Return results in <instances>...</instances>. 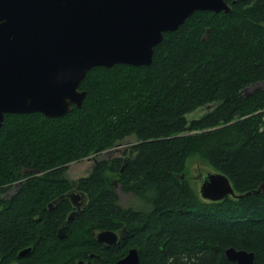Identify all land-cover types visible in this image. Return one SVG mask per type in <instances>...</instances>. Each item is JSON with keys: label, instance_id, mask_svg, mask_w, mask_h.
Instances as JSON below:
<instances>
[{"label": "trees", "instance_id": "16d2710c", "mask_svg": "<svg viewBox=\"0 0 264 264\" xmlns=\"http://www.w3.org/2000/svg\"><path fill=\"white\" fill-rule=\"evenodd\" d=\"M225 1L232 13L197 12L165 34L150 66L90 71L81 109L53 120L5 116L0 264H117L133 248L140 264H234L225 255L230 248L264 264V195L211 203L186 178L187 160L198 155L237 195L264 183V89L247 93L264 83V0ZM200 109L207 111L190 120ZM128 138L137 144L125 166L130 152L68 178L70 164L102 157ZM117 186L136 207L121 206ZM74 189L88 204L68 223L71 203L49 204ZM101 231L125 238L106 248L96 241Z\"/></svg>", "mask_w": 264, "mask_h": 264}, {"label": "water", "instance_id": "95a60500", "mask_svg": "<svg viewBox=\"0 0 264 264\" xmlns=\"http://www.w3.org/2000/svg\"><path fill=\"white\" fill-rule=\"evenodd\" d=\"M197 12L230 14L232 7L225 0H0V129L6 115L40 114L53 120L81 109L87 92L80 88L90 71L150 66L164 35L178 31ZM132 156L133 149L123 166ZM21 186L19 182L14 188ZM259 194L264 195V183L237 195L219 172L203 177L200 189L201 198L211 203ZM63 201L73 206L67 219L71 223L87 206L88 197L70 191L49 209ZM95 236L106 248L125 238L112 231ZM58 237H67L66 227ZM225 255L234 264H255L254 253L230 248ZM117 264H140L138 250L130 249Z\"/></svg>", "mask_w": 264, "mask_h": 264}, {"label": "rangeland", "instance_id": "374dc122", "mask_svg": "<svg viewBox=\"0 0 264 264\" xmlns=\"http://www.w3.org/2000/svg\"><path fill=\"white\" fill-rule=\"evenodd\" d=\"M258 88L264 89V83L258 84L248 89L247 93L248 94L252 93ZM206 111H207L206 109H200L199 111L190 115L189 119L190 120L197 119L203 116L206 113ZM136 144H137V141L135 138H128L124 140L123 142L119 143L115 149L103 155L102 157L94 156L92 158H87L80 162H74L70 164L69 169L67 171V176L69 179L73 181L79 180L80 178H84L89 174L90 170L94 166V163H96L95 161H98L101 158L109 159V158L115 157L116 155H120V154L122 156H125L126 154L127 156V154H129L130 152L131 147H133V145H136ZM212 173H214V170L212 169V167L198 155L191 156L186 162V175H187L186 178L189 181L193 190L199 196H200V188L202 185L203 177L207 176L208 174H212ZM183 177L185 178V175ZM113 180H115V178H113ZM116 192L119 196L120 204L122 207L124 208L136 207L135 205L137 201L134 199L132 195L124 193L119 186L116 187ZM14 193H15V189L7 192L6 196L12 198Z\"/></svg>", "mask_w": 264, "mask_h": 264}, {"label": "flooded vegetation", "instance_id": "af4514ba", "mask_svg": "<svg viewBox=\"0 0 264 264\" xmlns=\"http://www.w3.org/2000/svg\"><path fill=\"white\" fill-rule=\"evenodd\" d=\"M95 164H96V163H94V166L92 167V169L90 170V172H91V171L93 170V168L95 167ZM90 172H89V173H90ZM76 181H77V180H76ZM14 189H15V188H14V186H13V188H12L10 191H12V190H14ZM17 191H18V189H17V190L15 189V193H14V195L17 193ZM72 191H74L76 194L84 193V192H81V191H79V190H77V189H74V190H72ZM84 194H85V193H84ZM14 195H13V196H14ZM72 208H73V206H72ZM73 211H74V209H73ZM73 211H72V212H73ZM85 264H88V262L85 261Z\"/></svg>", "mask_w": 264, "mask_h": 264}]
</instances>
